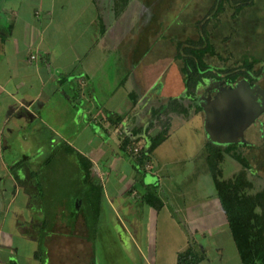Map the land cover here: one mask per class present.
<instances>
[{"label": "crops", "instance_id": "crops-1", "mask_svg": "<svg viewBox=\"0 0 264 264\" xmlns=\"http://www.w3.org/2000/svg\"><path fill=\"white\" fill-rule=\"evenodd\" d=\"M23 1L24 0H0V98L2 99V106L3 102L5 103L3 107V120L0 125V135H2L6 129L8 134L14 139L13 141H16L18 145L21 143L22 146L28 147L29 144H33L32 146L35 147V149L27 154L29 156H24L21 160H17L15 164L8 165L5 161L1 162L2 168L7 170V177L10 183H7L5 180L0 182V264H96L97 254L94 250L95 240L94 243L90 241V229L88 227V224L92 222L90 221L86 224L84 216L80 214L76 215V218L70 223L67 220L62 222L63 217H60L58 210H64V207L59 204H54V202L50 203V207L48 204L41 202L38 210L37 208L34 210L32 200L39 199V190H44L47 180V175L39 174L38 176H40L43 181H39L41 188L37 190V185L34 183V177H37L35 171L39 170V168H37L38 164L34 161L36 160V155L43 150L44 146L48 145L52 152L54 144L58 142V139H60L61 142L65 141L69 147H72L91 160V181L94 184L100 183L102 186V197L99 203L98 213H95V207L92 205H90L89 208L92 211V219L94 220L97 218V222L95 224L92 223L91 226L95 230L100 229V232H102L100 226H98V228L96 227L100 224L99 217L102 215L101 203L106 201V199L108 200V198L111 200V203L116 201L115 198L111 199L108 194L105 186L106 180L102 182V179L110 174L107 169L111 163H101L99 160L101 157H95L92 153L86 154L82 148L73 146V144L69 142V137L66 136L67 134H64L66 133L64 129H66L65 126L67 125L64 123L67 121L72 110L75 119H78L82 111H85L83 103L86 100H90L86 97L82 98L83 95L80 92L76 93L77 91H75L74 95L68 94L63 88L64 83L69 81L70 84L73 85L72 81L74 78L78 80L77 84L79 85L84 86L88 83L86 85L92 88L96 96L97 84L95 81L98 76L108 81L107 86L112 89L111 93L115 89L123 87L126 96L122 104L126 102L125 108L119 105L117 107L125 109V113L117 110L118 108L112 110L113 112L111 113L122 116L120 125H122L127 134L136 137L140 145L145 142L146 134H138L135 136L132 134L134 133V128L145 129L151 122L152 124L149 132L155 133L162 127V123L166 125L168 137L153 150V161L146 164L144 172L134 175V167L130 165V173H127V175L122 174L124 178H128V180L131 181L129 188H127L129 197L135 198L139 195L138 191L135 189V183L140 186L142 192H145L147 187L156 186L157 194L163 206L159 210H156L141 197L144 204L140 209L142 212L140 217L134 215L135 212L133 210L136 209V202L133 203L128 201L133 198H128V200L125 198L123 201H119L117 203V208H124L128 213L132 212L133 219L134 217L139 219L136 221V219L130 220L125 218L124 222L121 223V229L119 231L123 232L126 238L128 237L129 241L132 242L137 250H141L140 255L145 253L148 258L147 261H144L145 264H150L151 262L154 264L157 263L158 254L155 252L151 254L152 251H150V249L153 245L155 246V243L158 241L162 242L165 247L171 245V248L175 250L174 255L171 252L168 254L169 261L166 259V253H168V251H165L163 261L166 264H176L178 253L187 247L190 236L194 235L196 238L202 236L203 243L207 238V234L213 232L215 227L222 224L227 226L215 190L209 192L208 196H204L199 203L195 202L191 205H187V203L183 204L182 201L178 202L176 198L180 193L177 192L176 197L173 195L172 190L174 188L171 186L173 184H168L169 192L163 190L164 186H166L163 179L165 178L164 175L166 174L165 168H167V164L177 165L178 161L184 160L189 156L188 153L195 151V148H193V150L192 148H186L191 140L186 142L183 137L174 132V128L177 126L174 121L185 122L186 120H191L193 121V127L203 129L206 135L204 136L205 140L208 138L203 123L204 113L202 110L199 112L194 110L196 106L195 100L200 94L199 86L191 92L192 94L187 95L185 93L186 88L184 87L181 74V87L179 85L176 87L175 92H169L168 86L170 84L167 78L170 81L172 80L168 75V77L166 74L164 75L166 71L164 61L157 65L155 62L150 64L147 46L144 45V41L149 45L148 41L150 37L153 36L154 32L149 36L139 32V38H137L136 41L134 37L133 39L126 40V37L130 36L133 32L132 27L128 26L127 22L125 24L126 27L120 26L125 19L118 18H122L121 13L125 11L126 7L128 8L130 0L119 15L116 14L113 8V0H83L82 6H80L81 4L77 5L78 7L75 8V17L79 19L80 15V17L83 16L82 19H86L87 27H89L87 38L90 36V41L87 48L82 50L76 49L77 54L72 61L68 60V51L74 50H70L71 46L69 45H61L63 33L60 31L62 27L55 32V36L50 34V30L54 32V30L51 29L54 21V19L51 18V5L53 6L55 0H38V3L32 5L30 9L29 14L31 15L21 17V12H19V10ZM85 5L87 7H85ZM90 5L93 6L92 10L88 9ZM61 10L64 11L67 9ZM57 22H60L59 19H57ZM116 22H118L120 26V28L117 29L118 34H116L114 30ZM198 26L199 24L197 22V29L199 28ZM68 27L69 26H67V30ZM80 34L82 35V33ZM114 34L120 37L124 36V45L118 40L116 52L113 53L112 56L110 53H106L102 57L100 54L96 53L101 58L103 65L106 66L112 57L115 64L113 66H115L116 70L113 71L114 75L110 81L106 77L107 75L103 66L99 68L98 76L94 75L96 69L95 64V66L90 64L89 68L86 70L81 66L80 70L76 72V76L70 74L69 66L63 68L67 65L65 60H68V62L71 61V64L81 65L84 60L90 58V55L94 57V46H104L105 42L111 45L116 38ZM158 35L160 36V34ZM78 36L79 35H77V37ZM177 39L180 40L176 36L169 37V40ZM129 41L132 43H129ZM104 47H106V45ZM173 50L175 51V43ZM207 56L208 55H206V58ZM173 57H175L174 54ZM122 58L125 59L124 62H122ZM176 60H178L181 65V61L178 58H176ZM156 66H158L157 70H155ZM162 66L164 68L163 70L161 68ZM167 66L169 67V65ZM180 67L182 73V66ZM89 71H91L90 74L88 73ZM157 71L158 74L155 77ZM65 73L67 77L60 83V76ZM152 86H156L154 89L156 95L162 96L160 101H157V98L154 100L153 97L149 96V89ZM172 86L174 87V85ZM58 93L61 95V99L56 96ZM131 95L136 96L134 108L132 107ZM177 97H183L178 100V103H180L182 107L178 106L179 108L174 109L175 112L172 110L152 118L151 111L153 108H165L168 106L170 99H176ZM81 99L84 100L83 103H78V100ZM192 102L194 103L192 104ZM183 108L187 109V113L182 111ZM131 112L133 118L130 120L126 115H130ZM185 130L188 133L190 132V129ZM252 132L254 131H249L247 140L252 143L251 145L253 148L246 146L240 147L238 150L243 151L244 148H250L256 152L264 150V133L257 131L252 134ZM44 133V142L41 143L40 140L36 141V139ZM175 134L178 135L176 137L177 140L172 141ZM207 140L210 139L208 138ZM117 142H119V140ZM182 142H185V144H181ZM4 143L6 146V141ZM1 146L2 140L0 141V148ZM108 146L109 144L105 141H100L96 149L102 150L101 154L103 155L107 152ZM261 154H263V152ZM46 157L47 156L42 160L43 163ZM30 158L34 159L33 165L27 164ZM121 158L119 154H116L115 159L117 162L115 161V166L118 165ZM226 158L232 159L227 154L224 156V159ZM75 162L78 168L79 161ZM260 164L263 165L264 160L262 163H259V166L262 167ZM12 168L15 172L13 173L14 177L11 173ZM238 169H240V165L235 162V165L231 169L232 173ZM82 173L83 169L81 167L80 181H82ZM169 173L170 175H176L170 177V180L174 181L176 178L177 183L180 182L181 172H179L180 175H177L178 173L176 170L173 172L171 170ZM205 173L206 171H204L201 176H204ZM119 174L121 173H116V175ZM187 176H189V173H187ZM259 178L260 177H258V179ZM211 179L212 176L210 180ZM200 181L207 183L206 179L202 177ZM81 184L83 185V181ZM7 193H10L9 198H6L8 195ZM82 194L85 197L86 193L82 192ZM119 194L122 195L121 193ZM164 194H167L165 198L163 196ZM17 198H20V204L17 203ZM165 199L169 201L167 202L168 205H166ZM53 204L54 206L56 205L57 208H54ZM51 210L57 212L55 214L56 219L61 218V222L55 220L57 223L53 225L51 219H48ZM77 213H80V211H75V214ZM36 214L40 217L42 216V219H36L34 216ZM50 216H54V214ZM140 218L143 219V221H140ZM147 221L150 226L154 228L155 233L160 234L159 240H156V235L152 238L153 240L148 238L146 233L149 229V226L147 227ZM66 227L68 228L67 230H65ZM92 232H94L93 229ZM95 237L98 239L101 238L99 236ZM109 242L110 240L106 243L109 244ZM40 243L42 248L39 250ZM144 244L147 245L145 251L142 250ZM201 248L205 256L204 247L201 246ZM217 249L221 248L217 246ZM40 252L42 254H40ZM171 258L173 259L171 260ZM114 261L112 263H115ZM158 262L161 261L159 260ZM207 262H210L209 258Z\"/></svg>", "mask_w": 264, "mask_h": 264}, {"label": "rangeland", "instance_id": "rangeland-1", "mask_svg": "<svg viewBox=\"0 0 264 264\" xmlns=\"http://www.w3.org/2000/svg\"><path fill=\"white\" fill-rule=\"evenodd\" d=\"M230 2L232 1L230 0ZM37 3L38 0H24L19 10V12H21V17L30 16L31 14L29 13L32 5H36ZM82 3L83 0H55L53 6L51 5V18L54 19L51 29H53L54 32L50 30V34L55 36V32H57L58 29L62 27L60 31L61 33H63L61 45H69L71 46L70 50H74L68 51V60L71 61L77 54L76 49L78 48L79 50H82L84 48H87L90 41V36H88L89 39L87 38L89 27H87L86 19H82L83 16L80 17V15L79 19H76L75 17V8L78 7V4H81L80 6H82ZM214 3L215 0H130L128 8L126 7L125 11L121 13L122 18H118L125 19L122 22L123 24L120 26L126 27L125 24L127 22L128 26L132 27L133 32L130 36L126 37V40H130L131 38L133 39L134 37L136 41V39L139 38V32H142L148 36L154 32L153 36L156 37H150L148 41L149 45L145 41L144 45L147 46L149 54L148 59L150 64H153L155 62L157 65L158 63L164 61V67L166 66L164 75H168L172 80L170 81L167 78V81L170 84L168 86L170 93L175 92L176 87H178L179 85L181 87L180 81L182 73L180 62L176 60V57H173V54H175V51L173 50L174 42L169 40V37L176 36L180 40H184L186 38H191L193 40L198 39L200 30L199 28L197 29V22L207 16L208 12L211 10V8H213ZM225 3L227 4L228 2ZM226 4H224L225 9L220 15L221 21L218 22V25L212 28L209 24L213 21L211 19V21L208 23L209 25L207 26V29H211L210 39L213 43V48L217 53V55L215 54L212 56H207V58L205 56L208 61V66L212 67V72L223 70L225 69V67L240 66L241 58H244L242 57V55L250 57L254 56L259 58L263 57L264 59V0H254L253 5L245 7L238 14V16L232 19H230L229 17L232 10L229 8L230 6ZM85 7L87 6L85 5ZM92 8L93 6L90 5L88 9L92 10ZM61 9L67 10L63 11ZM57 19H59L60 22H57ZM67 26H69L68 30ZM120 26L118 22H116V24L114 25L116 34H118L117 29L120 28ZM80 33H82V35ZM158 34H160V36ZM77 35H79V38L77 37ZM115 37V41H113L111 45H108V42L104 43V46L106 45V47L95 45L94 57L90 55V58L88 60H84L81 65L71 64V61L68 62V60L64 59L67 62V65H65V67L63 68H67L69 66L70 74H72V76H76L75 74L80 70L81 66L86 70L87 68H89L90 64H95L96 66H94L96 69L94 68V75L98 76L99 68L103 66V69H105V73L107 75L106 77L110 81L114 75L113 71L116 70L115 66H113L115 65L114 61L111 57L110 61H108L107 66L103 65L98 54L103 57L106 53H110L112 56V54L116 52V45L118 43V40L124 45V36L120 37L116 35ZM129 43L132 42L129 41ZM124 61L125 59L122 60V62ZM167 65H169V67ZM263 66L264 61L259 64H255L252 69L256 71L257 68H261ZM161 68L162 70L164 69L163 66ZM157 69L158 66L155 67V70ZM90 72L91 71H89L88 73L90 74ZM157 74L158 71L155 77L157 76ZM243 79L245 78L238 79L233 86L229 87L232 89L227 91L228 97L225 98L227 100L226 103H231V105H227L221 110L218 109L219 106H216L217 110L216 108H213L215 130L211 129L210 133L212 134V136L210 134L211 138H208L215 145L228 146L234 144L239 146L238 148H240V145H245L244 143L250 145V141L247 140L249 131H254L252 132L253 134L257 131H260L261 129V122H263L261 118L264 119V117L262 116L264 114V99H262V102H258V95L260 91L255 85V91L253 93L254 97L251 98L254 102L261 105L259 109L261 111L255 114V120L251 122V124L246 129L244 125L238 127L237 120L240 117L238 113L239 108L238 105L234 106L233 104L239 102L241 104L248 105V103L242 102L244 101V99H247L246 94L248 93V91H246L245 93L243 92ZM245 80L247 81V79ZM77 82L78 80L74 78V80L72 81L73 85L68 81L67 83H64L63 88L70 95H74L75 91H79L83 95L82 98L86 97L90 100H86L84 103L83 99L78 100V103H83L85 111H82L80 117L78 119H75L72 110L67 121L64 123L65 125L67 124L65 126L66 129H64L66 133L64 134H67L66 136L69 137V142L73 144V146L82 148L86 152V154L92 153V155L94 154L95 157H101L99 158L101 163H111L107 169L108 173L110 174L107 177L105 176L102 179V182L106 180L105 186L108 194L111 199L115 198L116 201L111 203V200L108 198V200L106 199V201L101 203L102 215L99 217L100 224H98L96 227L98 228V226H100L102 232H100V229L95 230L91 225L92 223L95 224L97 222V218H95L94 220L92 219V211L89 209L90 203L82 194V192H84V189L81 181L79 180L80 171L76 169L77 165L75 162V156L63 152V143L60 141V139H58V142L54 144L52 152L49 149V145L44 146L43 150L36 155V160L30 158L27 161V164L30 165H33L35 161L36 164H38L37 168H42L40 174L47 175L44 190H39L41 188L39 181H43L42 178L38 175L37 177H34V183L35 185H37V190H39V199L32 200L33 208L34 210L36 208L38 210L41 202L44 204H48L49 206L50 203L54 202V204H59L64 207V210H58L60 217H63L62 222L67 220L70 223L76 218V215L78 214L84 216L86 224L91 221L92 223L88 224V227L90 229L89 237L91 242L94 243L95 240L94 250L97 254L96 264H111L114 259L115 263L112 264H145L144 261H147L148 259L145 253H142L140 255L141 250H137L132 242L129 241L128 237L126 238L125 234L119 231L121 229V223L124 222L125 218L130 220L133 219V215L131 214L132 212L128 213V211H126L124 208L118 209L117 203L119 201H123L125 198L126 200H128V198H133L129 197V192L127 190V188H129V185L131 184V181L128 180V178H124L122 174L127 175V173H130V165H132V163L134 162V157L127 154L119 147L117 142V132H115L113 127L110 126L108 117L112 115V110H115L117 108V110L125 113V109H120V107L125 108L126 102L122 104V102L125 101L126 96L124 89L123 87H120L118 89H115L111 93L112 89L107 86L108 81L98 76L95 81L97 84L96 97L94 95V91H92V88L86 85L88 83L85 84L86 86H83L77 84ZM261 83L263 84V82ZM172 85H174V87ZM235 86H237V88H235ZM155 88L156 86H152L149 89V96L153 97L154 100H156L157 98V101H160L162 99V96H158V94L156 95V93L154 92ZM185 93H187L186 90ZM233 95L239 96V98H236ZM56 96L61 99V95L59 93ZM132 96L133 95H131L130 97ZM199 96L195 100V102L198 106L201 107ZM1 100L2 99L0 98V125L3 120V107L5 104L3 102L2 106ZM215 102L217 103V100H215ZM118 105L120 107H117ZM226 110H229L232 114L225 116ZM255 111L256 109L254 110V112ZM132 115L133 114L126 115V117L131 120L133 118ZM231 122L236 128H233L230 131L228 130V125ZM174 123L177 124V126L174 128V132L183 137L186 142L191 140L186 148H192V150L193 148H195V151L192 153H188L189 156L184 160L178 161L177 165L167 164L168 166L167 168H165V178L163 179L166 186H164L163 190L165 192H169L168 184H173L171 185L174 188L172 190L173 195L176 197L177 192L180 193L176 198L178 202L182 201L183 204L187 203V205L194 204L195 202L199 203L204 196H208L209 192L214 191V185L212 179L210 180L211 175L209 173V169L205 159L207 153L205 149L207 142L206 140L208 138L205 140L204 136L206 135L204 134L203 129L193 127V121L191 120H186L185 122L174 121ZM185 129H190V132L188 133ZM176 134L172 138V141L177 140L176 137L178 135ZM1 140L2 146L0 148V182L2 180H5L7 183H10V180L7 177V170L2 168L1 162L5 161V163H7L8 165L15 164L17 160H21L24 156H29L27 154L34 151L35 147L32 146L33 144H29L28 147L22 146L21 143L20 145H18L16 141H13L14 139L10 136V134H8L6 129L4 130L2 135H0V141ZM38 140L43 143L45 140V133L36 139V141ZM5 141L6 146L4 143ZM100 141H105L107 144H109L107 152H105L103 155L101 154L102 150L100 151L99 149H96V146ZM181 144H185V142H182ZM238 148H236L238 154H241L247 158L252 172L256 174H249V178L253 180V190H260L262 187H264V164H260L262 167L259 166V163H262L264 160V150L256 152L250 148H244V150L241 151L238 150ZM262 152L263 154H261ZM116 154H119L122 157L117 166L114 165L116 161ZM48 155H50V162L47 165H44L42 160L45 156L48 157ZM226 159H224L223 163L221 164L222 168L224 169L223 175L229 176L232 173L231 169L235 165V162L232 159ZM171 170L172 172L176 170V172L178 173L177 175H180L179 172H181L179 183H177L176 178L174 181L170 180V177L176 176L175 174L170 175L169 172ZM204 171H206L205 175L201 176ZM117 172H120L121 174L116 175ZM11 173L14 177L13 173L15 172L13 168L11 170ZM187 173H189V176H187ZM135 174L138 173L134 171V175ZM201 177L205 178L207 183H203L202 181H200ZM258 177L260 178L258 179ZM134 186L139 195L128 201L133 203L136 202V211L133 210L135 212L134 215L140 217L142 214L140 209L144 204V201L142 202L141 199L143 192L139 185L135 183ZM10 193H7L8 195L6 196V198H9ZM119 193H121L122 195H120ZM167 194L163 195L164 198ZM164 201L166 202V205H168L167 202L169 201L167 199H165ZM17 203L20 204V198H17ZM54 208H57V206L55 205ZM75 211H80V213L75 214ZM56 213L57 212L51 210L50 215L54 214V216H48V219H51L53 225L54 223H57V221L55 220H59L61 222V218L56 219ZM34 216L36 219H42V216L40 217L37 214ZM137 217H134L136 221L139 220ZM141 220L143 221V219L140 218V221ZM147 227L149 228L148 232L146 231L148 238L152 239L156 235V240H159L160 234L155 233L154 228L150 226L148 221ZM67 229L68 228L66 227L65 230ZM92 229L94 230V232H92ZM208 234L203 243L202 236H198L197 238L198 242H201V244H199L197 247L199 251H201L200 246H203L206 256H204L199 264H241L239 256L236 252L234 242L231 238L228 227L225 226V224L215 227L214 231L209 232ZM95 236H99L101 238L98 239ZM108 240H110L109 244L106 243L108 242ZM39 246L40 250L42 248L41 243L39 244ZM146 246V244L143 245V251H145ZM217 246L221 249H217ZM150 251H152L151 254H153L154 252L158 254V260L155 264H166L163 261L165 251H168V253H166V259H168V261V254L171 252L174 255L175 252L174 248H171V245L165 247V245L159 241L155 243V246L153 245L151 247ZM40 254L42 253L40 252ZM208 258L210 259L209 263L207 262ZM172 259L173 258H171V260ZM159 260L162 263L158 262ZM150 264L154 263L151 262Z\"/></svg>", "mask_w": 264, "mask_h": 264}, {"label": "trees", "instance_id": "trees-1", "mask_svg": "<svg viewBox=\"0 0 264 264\" xmlns=\"http://www.w3.org/2000/svg\"><path fill=\"white\" fill-rule=\"evenodd\" d=\"M231 1L232 2H230V0H215L213 8H211L207 16L198 21L200 32L197 40L190 38L185 40H171L175 43L174 55L181 61L182 81L186 88L187 95L192 94L191 92L194 91L196 87L205 83L206 80L208 81L209 78L213 76L225 79L228 86H233L236 81L241 78L251 81L250 83L252 84L257 80L256 78L251 77L250 72L255 71L252 69L255 64L264 61L263 57L259 58L242 55L244 58H241L240 66L225 67V69L217 71L219 72V76L215 74L217 72H212L210 66L207 65V59L205 56L217 55L210 39L211 29H207V26L210 24L211 27L214 28L218 25V22L221 21L220 15L225 9V2H228L227 4L232 10L231 15H229L230 19L238 16L245 7L254 4V0ZM128 2L129 0H113V8L117 15L125 9ZM211 19L213 20L212 22H210ZM262 70L263 67L257 68L255 72L260 75V73L263 72ZM66 77V73L62 74L59 80L60 83L64 81ZM76 93H79V91ZM180 98L183 97L170 99L168 106L165 108H153L151 111L152 118L154 116L158 117L159 115H163L179 108L180 106L182 107V105L178 103ZM131 100L133 103L132 107L134 108L136 96L133 95ZM193 103L194 102H192V104ZM194 110L199 112L202 108L196 104ZM182 111L187 113L186 108H183ZM130 114H132V112ZM121 117L122 116L119 114L112 113V115L108 117L110 126L113 127L115 132H117L119 147L124 152L134 157L132 165L135 172L143 173L146 164L153 161V150L168 137L166 125L162 123V127L155 133L149 132L152 124L151 122L145 129L134 128L133 135L146 134L145 142L140 145V143H138L139 140L136 139V137L127 134L122 125H120ZM206 141V163L212 176L215 194L222 207L224 220L226 221L240 262L241 264H264V187L260 190H253V180L249 178V174H253V172L247 158L238 154L236 151V148L239 146L234 144L219 146L213 144L210 140ZM62 143L64 146L62 149L63 152L74 155L76 161H79L78 168L76 167V169L79 171L81 170V167L83 169L81 180L83 181L82 186L86 193L85 199L90 205L95 207V213H98L99 203L102 197V186L100 183L94 184L91 181V160L72 147H69L65 141ZM244 144L245 145L242 146L240 145V147H250V145H247L246 143ZM226 154L240 165V169L235 170L229 176L223 175L224 169L221 164L223 163ZM49 162L50 155L46 157L44 165H47ZM41 169L42 168H39V170L36 169L37 171H35V174L39 175ZM142 199L156 210H159L163 206L162 201L157 194L156 186L147 187L145 192L142 193ZM189 238L187 247L178 253L176 264H199L204 258L202 248L201 251H199L197 247L201 242H198V239L194 235Z\"/></svg>", "mask_w": 264, "mask_h": 264}, {"label": "water", "instance_id": "water-1", "mask_svg": "<svg viewBox=\"0 0 264 264\" xmlns=\"http://www.w3.org/2000/svg\"><path fill=\"white\" fill-rule=\"evenodd\" d=\"M242 82H243V87H244L243 92L245 93L246 91H248V93L246 94L247 95V99H244V101H242V102L248 103V105L241 104L239 102H236L233 105L234 106L238 105V108H239L238 109L239 110L238 113H239L240 117L237 120L238 127L244 125L245 129H246L251 124V122H253L255 120V116H256L255 114L257 112L261 111V110H259L261 105L256 103V102H254L253 99L251 98V97H254L253 93L255 91V86L251 87L249 82L246 81L245 79H243ZM229 87H231V86H227L226 88L219 86V87H217V92L215 93L214 96H210L208 93H206V94H202L199 97V100L201 102V108H202V111L204 113V122H203L204 123V129H205V131H206V133H207L209 138H211L210 137L211 129L215 130V128H214V118H213V112H214L213 108H216V106H219L218 109L221 110V109L225 108L227 105H231V103L227 104L226 103L227 100L225 99L226 97H228L227 91L232 89V88H229ZM235 88H237V86H235ZM218 96H220V97H218ZM233 96H235V95H233ZM235 97L239 98V96H235ZM215 100H217V103L215 102ZM253 108H254V110L256 109L255 112H254ZM216 110H217V108H216ZM230 114H232V113L229 110H226L225 116H228ZM207 121H208V124H207ZM233 128H236V127L231 122L228 125V130L231 131ZM211 136H212V134H211Z\"/></svg>", "mask_w": 264, "mask_h": 264}, {"label": "flooded vegetation", "instance_id": "flooded-vegetation-1", "mask_svg": "<svg viewBox=\"0 0 264 264\" xmlns=\"http://www.w3.org/2000/svg\"><path fill=\"white\" fill-rule=\"evenodd\" d=\"M207 63H208V61H207ZM210 69H212L211 66H210ZM215 74H217V76H219L218 73H215ZM250 75L252 78H256L257 80H255L253 82V84L250 83L251 81H248V80L247 81L249 82L250 86L255 85L258 88V90L260 91V93L258 95V99H259L258 102H262V99H264V73L261 72L260 75H258L255 71H251ZM261 82H263V84ZM219 86L226 88L228 86V83L225 81V79H222V78L220 79V78H216L215 76H213V77L209 78L208 81L206 80L205 83L199 85V90H200L199 95L201 96L202 94L208 93L210 96H214L215 93L217 92V87H219ZM260 94H262V95H260ZM263 104H264V100H263ZM262 116L264 117V114ZM261 120L263 122H261L260 133H264V119L261 118ZM245 134H246V132H245ZM249 143H250V148H253L251 145L252 143L251 142H249Z\"/></svg>", "mask_w": 264, "mask_h": 264}]
</instances>
